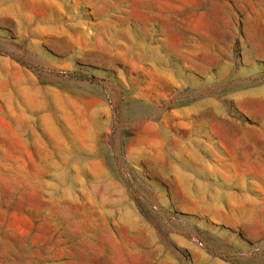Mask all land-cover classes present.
Returning a JSON list of instances; mask_svg holds the SVG:
<instances>
[{"label": "rangeland", "instance_id": "obj_1", "mask_svg": "<svg viewBox=\"0 0 264 264\" xmlns=\"http://www.w3.org/2000/svg\"><path fill=\"white\" fill-rule=\"evenodd\" d=\"M0 264H264V0H0Z\"/></svg>", "mask_w": 264, "mask_h": 264}, {"label": "trees", "instance_id": "obj_2", "mask_svg": "<svg viewBox=\"0 0 264 264\" xmlns=\"http://www.w3.org/2000/svg\"><path fill=\"white\" fill-rule=\"evenodd\" d=\"M87 83H89V82H87Z\"/></svg>", "mask_w": 264, "mask_h": 264}]
</instances>
